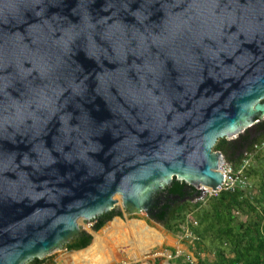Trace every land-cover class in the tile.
<instances>
[{
    "label": "water",
    "instance_id": "1",
    "mask_svg": "<svg viewBox=\"0 0 264 264\" xmlns=\"http://www.w3.org/2000/svg\"><path fill=\"white\" fill-rule=\"evenodd\" d=\"M263 114L264 0H0V264L169 176L213 189Z\"/></svg>",
    "mask_w": 264,
    "mask_h": 264
},
{
    "label": "trees",
    "instance_id": "2",
    "mask_svg": "<svg viewBox=\"0 0 264 264\" xmlns=\"http://www.w3.org/2000/svg\"><path fill=\"white\" fill-rule=\"evenodd\" d=\"M211 150L220 152L234 169L244 158L254 157V161H247L241 169L246 180L254 179L249 183L250 188L247 185L245 190L222 189L202 201H191L198 194L195 186L172 176L163 192H156L147 211L172 234L180 231V226L189 228L198 258L194 264H264V114L235 136L217 138ZM189 213L195 224L188 221ZM114 216L122 217V214L114 209L98 214L92 229L102 227ZM114 222L111 228L117 225ZM88 242L89 235L82 231L78 242H66L64 246L68 250L80 249ZM203 250L212 258L200 259L198 253ZM168 261V264H187L180 255ZM49 263V257L44 256L33 257L30 264Z\"/></svg>",
    "mask_w": 264,
    "mask_h": 264
},
{
    "label": "rangeland",
    "instance_id": "3",
    "mask_svg": "<svg viewBox=\"0 0 264 264\" xmlns=\"http://www.w3.org/2000/svg\"><path fill=\"white\" fill-rule=\"evenodd\" d=\"M248 125L249 122H246L242 126L232 130L230 135L233 136L237 131H243L248 127ZM249 160V163H251L254 161V157H251ZM171 177L172 176H169V180ZM173 177L174 179L189 182L186 179L177 178L174 175ZM253 181L254 179L247 178L248 188H250L249 183L251 184ZM165 184L167 183L159 184L157 191L160 190V193H162ZM252 191H254V189ZM191 201H193V199ZM110 209L120 211L122 217L114 216L110 220L106 221L102 227L96 230L92 229L96 221L95 217L88 220L85 225L79 227V233H82L83 231L89 235V242L86 246L73 251L72 249L68 250V248L64 246V242L62 249L54 247L37 257L42 258L44 256H48L50 260L49 264H107L111 260L114 261V264L120 262H128L129 264H168V260L171 258L170 255H172L170 253L176 251L177 255L181 254L180 256L185 259L187 264H194V262L198 260L194 254L196 250L194 248V240H190L191 238L184 234L185 229L183 226H180V231H177L176 234H172L164 227L160 220L151 216V214L146 212V210H142L139 215L136 213L127 214L125 209L117 205L109 208V210ZM187 217L189 220L193 221L194 217L191 213L187 214ZM113 222L117 223V227L111 228ZM138 226L142 227L140 228ZM158 235L162 236V239H160L161 241L158 239L161 238ZM146 237L148 238L146 239ZM135 242L136 244L141 243V247L143 249L146 244L145 242H147L146 247L148 246V243L157 244L149 247L146 253L144 252L145 250H143L144 257L141 259L136 257L135 252L132 253L133 258L126 252V249L131 248ZM172 249L173 251H171ZM76 254L79 256V260H74V256H76ZM198 257L200 259H211L212 255L206 250H203L198 253Z\"/></svg>",
    "mask_w": 264,
    "mask_h": 264
},
{
    "label": "built area",
    "instance_id": "4",
    "mask_svg": "<svg viewBox=\"0 0 264 264\" xmlns=\"http://www.w3.org/2000/svg\"><path fill=\"white\" fill-rule=\"evenodd\" d=\"M249 160L248 157L244 158L241 165L234 169L231 165H229L227 162L224 161V159H222L219 164H218V171L221 172L222 178L220 181V185L217 187V189H208L206 191L205 187H196V190H198V194L193 198V201H202L204 200L206 197L211 196V195H216V193L222 189L224 190H231L234 189L235 187H238L242 190H245L248 183L247 180L245 178V176L242 173V167L244 165H246L247 161ZM188 221L189 218L187 217ZM195 224V221H191ZM183 228L185 229L184 234L186 236H191L190 234V230L187 226H183ZM171 252V251H170ZM172 255L171 258L178 256L176 251H173L172 253H170ZM181 255V254H179ZM169 256V257H170ZM117 264H129L128 262H120Z\"/></svg>",
    "mask_w": 264,
    "mask_h": 264
},
{
    "label": "bare ground",
    "instance_id": "5",
    "mask_svg": "<svg viewBox=\"0 0 264 264\" xmlns=\"http://www.w3.org/2000/svg\"><path fill=\"white\" fill-rule=\"evenodd\" d=\"M220 185V182L213 188V189H217V187ZM198 187H202V188H204L205 187V190L204 191H206V190H208V189H210V190H212L211 189V187H209V186H203V185H199ZM138 227H142V226H138ZM139 230V229H138ZM155 234V233H154ZM154 236V235H153ZM158 237V236H157ZM160 237V236H159ZM145 238V237H144ZM148 237H146V239H147ZM151 238V237H150ZM160 239V238H159ZM146 244H147V242H145ZM146 244H145V247H144V249L141 247V243H137L136 244V242L134 243V245L131 247V248H127L126 249V252H127V254L129 255L130 254V256L133 258V256H132V253H136V257H138V258H143L144 256H143V253L145 252L146 253V251H148V249H149V247H151V246H153V245H155V244H157V243H152V244H150V243H148V246L146 247ZM123 245V244H122ZM88 247V246H87ZM86 247V248H87ZM94 248V247H93ZM92 248V249H93ZM85 249V248H84ZM97 249V248H96ZM116 249V248H115ZM119 249V248H118ZM125 250V249H124ZM143 250H145L144 252H143ZM125 252V253H126ZM121 254V253H120ZM76 256H77V258H76ZM76 256H74V260H79L78 259V255L76 254ZM73 263H75V262H73ZM77 263V262H76Z\"/></svg>",
    "mask_w": 264,
    "mask_h": 264
},
{
    "label": "flooded vegetation",
    "instance_id": "6",
    "mask_svg": "<svg viewBox=\"0 0 264 264\" xmlns=\"http://www.w3.org/2000/svg\"><path fill=\"white\" fill-rule=\"evenodd\" d=\"M156 192H157V191H156ZM156 192L154 193V196H155ZM79 238H80V235H79L77 238H75V239L72 238V240H70V242H68V241H67V242H68V243L78 242V239H79ZM65 243H66V242H65ZM65 243H64V244H65ZM31 261H32V258L28 260V263H27V264H30Z\"/></svg>",
    "mask_w": 264,
    "mask_h": 264
},
{
    "label": "crops",
    "instance_id": "7",
    "mask_svg": "<svg viewBox=\"0 0 264 264\" xmlns=\"http://www.w3.org/2000/svg\"><path fill=\"white\" fill-rule=\"evenodd\" d=\"M115 227H117V225H116ZM158 236H159V235H158ZM160 237H161L160 239H162V236H161V235H160ZM158 239H159V238H158ZM160 239H159V240H160ZM160 241H161V240H160Z\"/></svg>",
    "mask_w": 264,
    "mask_h": 264
},
{
    "label": "clouds",
    "instance_id": "8",
    "mask_svg": "<svg viewBox=\"0 0 264 264\" xmlns=\"http://www.w3.org/2000/svg\"><path fill=\"white\" fill-rule=\"evenodd\" d=\"M196 188V187H195Z\"/></svg>",
    "mask_w": 264,
    "mask_h": 264
}]
</instances>
